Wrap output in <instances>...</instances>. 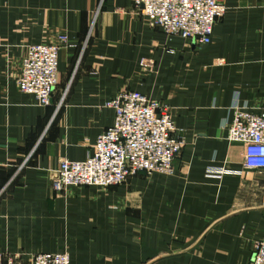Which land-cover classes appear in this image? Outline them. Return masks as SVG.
Segmentation results:
<instances>
[{
	"label": "crops",
	"instance_id": "0c3cea01",
	"mask_svg": "<svg viewBox=\"0 0 264 264\" xmlns=\"http://www.w3.org/2000/svg\"><path fill=\"white\" fill-rule=\"evenodd\" d=\"M210 40L149 23L132 0H0V264L68 251L70 264H249L264 239L262 177L225 137L234 95L264 108V0H225ZM65 33L40 105L16 85L31 43ZM136 89L171 107L185 145L172 173L55 192L59 159H83L112 124L105 102ZM239 174L207 175L220 166Z\"/></svg>",
	"mask_w": 264,
	"mask_h": 264
},
{
	"label": "built area",
	"instance_id": "2783aa9c",
	"mask_svg": "<svg viewBox=\"0 0 264 264\" xmlns=\"http://www.w3.org/2000/svg\"><path fill=\"white\" fill-rule=\"evenodd\" d=\"M225 0H132L149 23L167 35H179L192 43L210 40L214 22L223 14ZM72 45L65 33L55 41L31 43L20 60L16 85L40 105L50 103L57 84L58 50ZM105 104L114 110L111 125L97 134L92 150L83 159L62 157L50 171L55 192L93 185L105 188L125 182L138 171L172 173L173 160L185 145L177 131L171 107L136 89H120ZM225 137L242 144L241 167L257 170L262 177L264 202V108L254 111L236 95ZM239 174L224 165L207 175ZM4 264H70L68 251H38L28 258L7 254ZM249 264H264V239L251 245Z\"/></svg>",
	"mask_w": 264,
	"mask_h": 264
}]
</instances>
